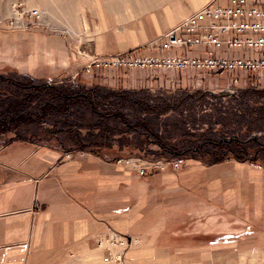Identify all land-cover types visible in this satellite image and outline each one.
<instances>
[{"label": "rangeland", "instance_id": "obj_1", "mask_svg": "<svg viewBox=\"0 0 264 264\" xmlns=\"http://www.w3.org/2000/svg\"><path fill=\"white\" fill-rule=\"evenodd\" d=\"M90 13L78 0H0V39L3 36L7 38L8 34L22 37L31 33L54 35L63 39L67 54L73 56L71 59L76 62L74 66L76 71L71 69L66 73L72 75V78H77L86 88L91 86L110 91H138L152 97H163L162 99L168 101H172L169 97L173 93H209L211 96L206 94L203 101L195 103L187 101L182 104L185 105L186 110H189L183 116L184 119L187 122L194 121L202 125V129L208 127L211 122L235 120L240 113L245 114L247 105L251 106L254 101H259V104L264 103V98L256 94L244 98L246 105L240 103L241 98L237 99L240 93L248 91L247 89L252 90L253 93H263L264 83L254 84L255 79L252 75L240 76L236 96H229L226 93L224 90L227 84L226 78L224 75L217 74H208V77H203L206 73H193L194 77L187 74L190 82H186L184 87L171 82L169 88L159 90L155 87L138 89H124L118 85L111 87L101 81L106 77L107 80H113L112 70L124 76L146 72L151 75L161 74L170 79H176L177 74L185 72L107 68L97 70L98 72H95V69L92 71V76H87L84 67L92 59L133 53L155 56L161 55V52H170L169 55L190 56L193 52L186 49L169 52L153 49V45L162 35L184 19L137 48L118 51L97 50L95 47L99 43L95 38L99 19ZM109 17L113 18V15L110 13L105 15L103 22H107ZM22 41L16 40L17 60L13 65H9L6 56L2 54L4 51H0L2 52L0 75L11 76L12 72L24 74L15 66L16 62L30 60L29 55L24 58V51L27 52V50L20 48ZM233 51L236 50L233 49ZM252 53L253 50H250L246 56L251 57ZM66 73L43 81L56 79L57 83L64 85L66 79L61 77ZM176 95L182 98L180 94ZM154 100L159 101L158 98ZM191 115H194L197 120H192ZM51 123L52 121L48 120V129H51L49 125ZM170 123H176V119L167 121V124ZM168 128L172 129V126L168 125ZM261 129L264 130V127ZM259 135L263 140L264 133ZM204 138H198V143ZM16 144L26 145L29 152L31 149L36 151L38 147L57 151L41 143L12 142L9 145L0 146V153ZM58 152L62 155L61 162H69L79 154V152ZM259 158L255 162H238L242 164L241 166L234 162H225L233 159H225L210 165L182 157L155 160L137 157L118 158L112 163L119 159H139L149 162L161 160L166 163L182 160L183 163L176 169L167 166L165 170H152L144 176H139L137 166L129 162L124 165L128 171L127 182L117 180L113 182V185L109 183L104 186L103 194H98L100 189L97 186L95 199L97 215L111 218L113 228L87 237L83 245H80L87 256L84 259L77 256L71 258L70 264H80L81 261L84 264H103L102 254L105 255V252L97 249L95 241L112 232L129 240H137L136 244L124 252L123 264H264V162L260 161L264 160V156L260 155ZM6 169L0 166L1 171ZM2 172L0 187L7 180L6 174L1 176ZM153 175L155 176L151 178ZM123 185L126 188H123ZM32 196V205L28 213L33 219L38 216L44 206L38 200L37 190L33 191ZM102 219L104 218L97 217L98 221ZM114 225L117 226L114 227ZM31 245L30 242L23 244L0 241V264H26L32 251Z\"/></svg>", "mask_w": 264, "mask_h": 264}, {"label": "crops", "instance_id": "obj_2", "mask_svg": "<svg viewBox=\"0 0 264 264\" xmlns=\"http://www.w3.org/2000/svg\"><path fill=\"white\" fill-rule=\"evenodd\" d=\"M78 1L99 19L95 38L99 45L95 48L102 51L137 48L207 4L227 5L226 0ZM109 13L113 18L103 22V17ZM17 39L23 40L20 48L27 50L24 58L30 56V60L15 64L24 74L47 80L75 70L76 62L67 54L63 39L36 33L22 37L8 34L7 38L3 36L0 39V51H4L0 54L6 56L9 65L17 60ZM161 54L169 55L170 52ZM111 74L113 80L106 77L101 82L124 89L155 87L159 90L169 88L171 82L184 87L186 82H190L187 74L194 77L190 71L177 74L176 79L146 72L124 76L112 70ZM25 146L12 145L0 153V166L7 168L3 172L0 170L1 176L6 174L7 177L0 187V241L32 243L26 264H70L71 258L76 256L84 259L87 255L80 245L85 239L113 228L111 218L97 215L96 187L100 189L98 194H103L105 185H113L117 180L127 182V169L80 152L71 161L61 162V152L42 147L29 152ZM225 162L242 165L233 160ZM34 190L38 191V200L44 207L32 219L28 210ZM97 217L104 219L98 221ZM80 264L84 263L81 261Z\"/></svg>", "mask_w": 264, "mask_h": 264}, {"label": "trees", "instance_id": "obj_3", "mask_svg": "<svg viewBox=\"0 0 264 264\" xmlns=\"http://www.w3.org/2000/svg\"><path fill=\"white\" fill-rule=\"evenodd\" d=\"M61 78L66 84L15 72L0 75V146L41 143L57 151L90 153L107 163L128 157H182L212 165L225 159L255 162L264 156V139L259 137L264 133V103L259 101L247 105L235 120L207 123L202 129L184 119L189 110L182 104L203 101L209 93H173L168 101L138 91L86 88L68 73ZM247 90L237 98L244 105L246 96L264 98V91Z\"/></svg>", "mask_w": 264, "mask_h": 264}, {"label": "built area", "instance_id": "obj_4", "mask_svg": "<svg viewBox=\"0 0 264 264\" xmlns=\"http://www.w3.org/2000/svg\"><path fill=\"white\" fill-rule=\"evenodd\" d=\"M227 2L228 5L224 7L215 4L202 7L167 31L153 45L157 51H193L190 56L133 53L93 59L86 65L85 74L92 76L90 71L95 69L98 72L107 68H131L224 75L227 83L224 90L229 96L238 93L240 76L243 74L252 75L256 85L264 83V0ZM250 50H253L252 56L247 57ZM129 162L137 166L139 176L152 170H165L167 166L176 169L183 163L182 160L166 163L139 159H119L115 163L127 165ZM131 240L113 232L96 240L97 249L105 252V255L102 254V263L109 264L112 260L114 264H123L124 252L137 243V240Z\"/></svg>", "mask_w": 264, "mask_h": 264}, {"label": "bare ground", "instance_id": "obj_5", "mask_svg": "<svg viewBox=\"0 0 264 264\" xmlns=\"http://www.w3.org/2000/svg\"><path fill=\"white\" fill-rule=\"evenodd\" d=\"M226 1H227V0H226ZM211 4H215V3H211ZM215 5H216V4H215ZM227 5H228V2H227ZM227 5H225V6H227ZM218 6H222V5H218ZM222 7H224V6H222ZM112 57H113V56H112ZM92 60H93V59H92ZM92 60H91V61H92ZM91 61H90V62H91ZM90 62H89V63H90ZM85 67H86V66H85ZM85 67H84V70H85ZM91 69H92V67L90 68V70H91ZM91 72H92V71H90V73H91ZM116 164H117V163H116ZM118 165H120V164H118ZM122 165H123V164H122ZM123 166H124V165H123ZM97 238H98V237H97ZM115 259H116V258L114 257V260H113V261H115ZM110 260H111V259H110ZM109 264H112V260H111V263H109ZM113 264H114V263H113Z\"/></svg>", "mask_w": 264, "mask_h": 264}]
</instances>
